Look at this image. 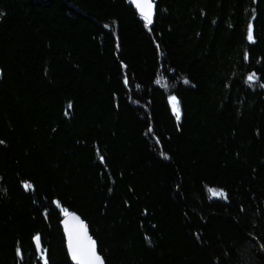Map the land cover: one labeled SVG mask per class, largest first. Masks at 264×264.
<instances>
[{
  "label": "trees",
  "instance_id": "trees-1",
  "mask_svg": "<svg viewBox=\"0 0 264 264\" xmlns=\"http://www.w3.org/2000/svg\"><path fill=\"white\" fill-rule=\"evenodd\" d=\"M156 7L0 0V264H264V0Z\"/></svg>",
  "mask_w": 264,
  "mask_h": 264
},
{
  "label": "snow or ice",
  "instance_id": "snow-or-ice-1",
  "mask_svg": "<svg viewBox=\"0 0 264 264\" xmlns=\"http://www.w3.org/2000/svg\"><path fill=\"white\" fill-rule=\"evenodd\" d=\"M139 14L146 22V25L150 26L153 23V17L155 15V4L154 0H133ZM248 40H253V35L251 27L248 30ZM258 80L255 74H251L248 77V82L254 84ZM127 83V81H125ZM186 84L189 83L187 80L184 81ZM157 83H160L158 80ZM170 104L173 114L176 117L177 122L180 121L182 112L180 108V102L176 96H170ZM71 106L69 105V108ZM67 114V112H66ZM102 159V157H101ZM26 190H31L32 185L26 183L24 185ZM211 195L217 198L227 199V194L222 190L218 191L215 189H210ZM59 206V202H57ZM65 215V232L67 234L68 250L71 259L75 264H105L103 257L97 251L96 241L88 234L87 225L75 214L69 213L66 209L63 210ZM35 242L38 248H40V237H35ZM21 255L22 253L19 252ZM44 264H47L46 252L42 256Z\"/></svg>",
  "mask_w": 264,
  "mask_h": 264
},
{
  "label": "bare ground",
  "instance_id": "bare-ground-1",
  "mask_svg": "<svg viewBox=\"0 0 264 264\" xmlns=\"http://www.w3.org/2000/svg\"><path fill=\"white\" fill-rule=\"evenodd\" d=\"M129 3H130V5L132 6V8L134 9V11H135V13L143 20V18L141 17V15L139 14V12L137 11V9H136V6H135V4L133 3V1L132 0H129ZM154 4H155V15H154V17H153V23H152V26L154 25V23H155V20H156V17H157V7H156V5H157V0H154ZM144 21V20H143ZM145 22V21H144ZM146 23V22H145ZM78 216V215H77ZM79 217V216H78ZM65 218V216L63 217V219ZM80 218V217H79ZM81 219V218H80ZM62 229V228H61ZM62 232H63V236H64V239H65V242H66V234H64V231H63V229H62ZM90 233V232H89ZM91 235V234H90ZM92 237V236H91ZM93 239V238H92ZM97 245V244H96ZM97 249H98V247H97Z\"/></svg>",
  "mask_w": 264,
  "mask_h": 264
},
{
  "label": "water",
  "instance_id": "water-1",
  "mask_svg": "<svg viewBox=\"0 0 264 264\" xmlns=\"http://www.w3.org/2000/svg\"><path fill=\"white\" fill-rule=\"evenodd\" d=\"M133 1V0H132ZM137 9V8H136ZM137 11H138V9H137ZM139 12V11H138ZM150 27L152 28L153 26H152V24L150 25ZM76 215V214H75ZM77 216V215H76ZM64 221H65V218L63 219V221H62V223H61V228L63 229V231H64V234H66V232H65V226H64ZM88 234L90 235V233H89V230H88ZM91 236V235H90ZM66 248H67V252H68V255H69V259H70V261H71V263L72 264H75V262L71 259V256H70V253H69V250H68V246H67V244H68V241H67V234H66ZM35 246H36V249H37V251L39 252V254L40 255H42V248H41V246H40V248H38L37 247V245H36V242H35ZM97 251H98V249H97Z\"/></svg>",
  "mask_w": 264,
  "mask_h": 264
},
{
  "label": "rangeland",
  "instance_id": "rangeland-1",
  "mask_svg": "<svg viewBox=\"0 0 264 264\" xmlns=\"http://www.w3.org/2000/svg\"><path fill=\"white\" fill-rule=\"evenodd\" d=\"M62 221H63V219H62ZM62 223V222H61Z\"/></svg>",
  "mask_w": 264,
  "mask_h": 264
}]
</instances>
